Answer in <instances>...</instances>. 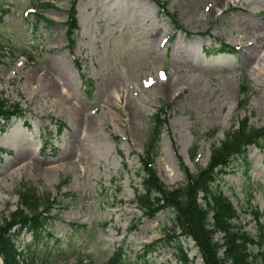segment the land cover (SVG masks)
<instances>
[{"label":"rangeland","instance_id":"374dc122","mask_svg":"<svg viewBox=\"0 0 264 264\" xmlns=\"http://www.w3.org/2000/svg\"><path fill=\"white\" fill-rule=\"evenodd\" d=\"M72 1L48 0L37 22L42 0H0V98L22 112L0 134V213L16 210L24 185L52 198L50 238L30 245L26 232L14 235L37 264H107L117 248L124 264H180L172 212L149 220L134 204L139 159L161 108L167 125L153 168L168 187L182 184V168L206 167L233 123L264 128V0H162L181 32L149 0H78L70 53ZM219 43L236 52L215 54ZM259 147L215 183L251 236L249 206L264 225V140ZM181 244L203 264L191 240Z\"/></svg>","mask_w":264,"mask_h":264},{"label":"trees","instance_id":"16d2710c","mask_svg":"<svg viewBox=\"0 0 264 264\" xmlns=\"http://www.w3.org/2000/svg\"><path fill=\"white\" fill-rule=\"evenodd\" d=\"M39 5L41 10L37 22L42 19L50 5L48 0ZM71 2V9L65 23L68 50L74 49V32L78 31L76 4ZM155 3L173 23L176 30H181L172 15L166 13L162 0H150ZM5 11L0 5V18ZM223 51V50H222ZM76 63V67L79 69ZM84 88L91 89L90 83ZM243 96L241 106L247 103L251 89L247 83L240 88ZM22 114L20 105L9 103L0 98V134L10 120ZM1 122H3L1 124ZM167 125L163 108L153 116L152 131L147 138L143 156L140 157L138 175L142 176L141 192L135 190L134 204L147 219H153L158 213L170 210L171 221L180 264H192L182 249V242L191 240L198 250L203 264H264V225L262 214L258 209L251 210L250 215L256 225V235L251 236L239 223V216L227 197L217 190L215 183L219 174L225 172L234 160L245 158L246 150L251 146L259 147L264 140V128H255L244 118L234 123L224 133V139L218 147H212L208 164L195 173L182 168L183 182L176 187H168L161 182L153 168V160L158 153L160 132ZM19 201L16 210L7 217L0 213V264H37L35 251L30 245L40 244L47 237L50 221L55 218L51 214L53 200L49 195L41 197L26 185L18 193ZM250 201L252 195L250 194ZM26 232L32 243L21 249L16 244L15 233ZM72 232V231H71ZM218 238V239H217ZM255 249L253 253L252 249ZM58 254L62 251L57 250ZM26 254L29 258H26ZM121 248H117L107 264H124ZM62 258H65L61 256Z\"/></svg>","mask_w":264,"mask_h":264},{"label":"bare ground","instance_id":"6f19581e","mask_svg":"<svg viewBox=\"0 0 264 264\" xmlns=\"http://www.w3.org/2000/svg\"><path fill=\"white\" fill-rule=\"evenodd\" d=\"M213 2V5L215 6V7H217V6H219L221 3H222V1L221 0H212ZM213 6L211 7V5H210V7L208 8V10H207V13H211V14H213ZM260 51H263L264 52V43L261 45V47H260ZM258 70H263L262 69V66H261V63H260V65L258 64ZM75 114H76V116L79 118L80 117V120H81V122H83L88 128H93V122L91 121V118H86V119H84V117H83V114H82V107H79V109L78 108H76L75 110Z\"/></svg>","mask_w":264,"mask_h":264}]
</instances>
